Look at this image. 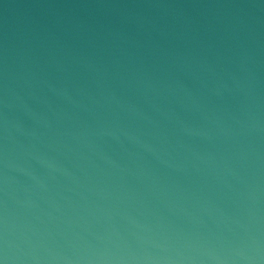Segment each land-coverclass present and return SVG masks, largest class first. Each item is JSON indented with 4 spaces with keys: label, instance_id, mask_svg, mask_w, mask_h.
Segmentation results:
<instances>
[{
    "label": "water",
    "instance_id": "95a60500",
    "mask_svg": "<svg viewBox=\"0 0 264 264\" xmlns=\"http://www.w3.org/2000/svg\"><path fill=\"white\" fill-rule=\"evenodd\" d=\"M0 264H264V0H0Z\"/></svg>",
    "mask_w": 264,
    "mask_h": 264
}]
</instances>
